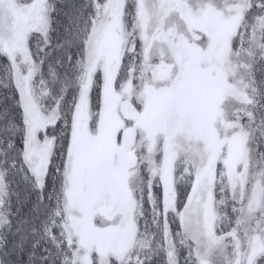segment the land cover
<instances>
[{
  "label": "snow or ice",
  "instance_id": "6c2138e0",
  "mask_svg": "<svg viewBox=\"0 0 264 264\" xmlns=\"http://www.w3.org/2000/svg\"><path fill=\"white\" fill-rule=\"evenodd\" d=\"M0 264H264V0H0Z\"/></svg>",
  "mask_w": 264,
  "mask_h": 264
}]
</instances>
